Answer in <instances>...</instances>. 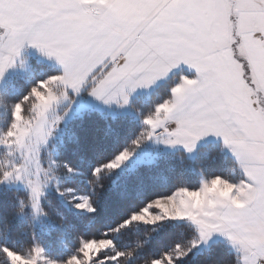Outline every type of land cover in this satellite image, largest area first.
Wrapping results in <instances>:
<instances>
[{"label":"snow or ice","instance_id":"snow-or-ice-1","mask_svg":"<svg viewBox=\"0 0 264 264\" xmlns=\"http://www.w3.org/2000/svg\"><path fill=\"white\" fill-rule=\"evenodd\" d=\"M26 46L60 70L16 100L0 93L8 114L0 152L18 154L0 163V185L22 186L19 213H30L33 229L26 252L0 243L5 264H119L125 254L107 230L99 238L80 234L76 249L63 256L37 239V225L50 218L53 187L75 209L97 211L93 196L61 182L74 170L55 138L82 93L123 107L137 89L170 77L167 94L142 114L130 144L93 168L95 179L120 169L147 143L192 153L209 135L221 138L237 177L215 174L196 187L153 195L113 230L187 222L194 232L187 246L175 244L150 264H177L214 234L233 249V264H264V0H0V80L24 67Z\"/></svg>","mask_w":264,"mask_h":264},{"label":"trees","instance_id":"trees-1","mask_svg":"<svg viewBox=\"0 0 264 264\" xmlns=\"http://www.w3.org/2000/svg\"><path fill=\"white\" fill-rule=\"evenodd\" d=\"M50 67L53 69L50 73L59 71L54 66ZM31 80L20 76L19 79L4 81L0 93L8 101L16 100L34 83ZM171 82L170 77L149 97L132 98L131 105L138 112V118L128 113L88 109L72 117L55 138L60 158L74 170L71 176L61 175V182L72 186L76 193L93 196L97 211L89 214L76 210L54 187L49 189L48 198L53 207L48 210L50 218H43L44 227L37 225L36 237L50 254L67 255L76 249L80 234L99 238L102 231L107 230L115 241L116 250L125 254L119 264H150L153 256L172 249L175 244L187 246L194 235L193 229L185 221L165 220L154 224L133 222L120 231L113 230L121 220L153 195L169 192L178 185L196 187L201 178L215 174L233 179L237 177V173L231 172L232 155L225 153L218 142H203L192 158H188L184 150L159 152L151 162L133 163L103 175L98 181L95 179L93 168L130 144L141 127L142 114L167 94ZM0 112V130H3L7 122L2 126L1 120L3 116L8 118L7 109L0 107ZM3 156L4 153L0 152V163ZM23 199V188H0V212L3 213L0 229L5 223L8 225L6 233L0 231V243L26 252L32 244L33 229L30 213L27 210L19 213ZM57 208L63 213V218L57 213ZM233 259L234 252L219 241L201 251L194 249L177 264H233ZM0 264H5L2 257Z\"/></svg>","mask_w":264,"mask_h":264},{"label":"rangeland","instance_id":"rangeland-1","mask_svg":"<svg viewBox=\"0 0 264 264\" xmlns=\"http://www.w3.org/2000/svg\"><path fill=\"white\" fill-rule=\"evenodd\" d=\"M36 54L37 53H35V52L27 53L23 49L21 51V59L24 61V67H20L18 65L15 68L9 69L8 72L5 74L4 79L0 80V90L3 87L4 81L11 80L12 78L19 79L20 76H22L24 79L29 81V80L32 79L31 76H33L32 80L35 83L36 80L46 77L51 72V70H53L50 67L52 64H50L47 60H46L47 62H45L43 60V62H45L49 66L44 64L43 62H41L42 59L39 58L40 59L39 60V59L34 57ZM162 82H164V80H161V81L157 82V84L152 86V88H150V89H138V90H140V92L133 93L132 98H135V97H144V98L149 97V95L151 94L150 92H153L157 88L156 86H158ZM108 106H110V107H108ZM108 106L106 107V108H108V109H106V111H108L109 113H120V114L128 113V114L132 115V117H135V118L139 117L138 112L135 109H133L131 103H130V105L123 106V107L115 105V104H112V106L114 108H112L111 104H109ZM88 109L89 110H99L100 108L96 104V102H93V101H90V100H86L84 97H82V95H80L76 99L75 104L72 106V108H71L70 112L68 113L67 117L65 118V120L61 123V126H60V129H59L58 133H57V136L60 134V132H62V130H64L65 124L72 117H74L75 115H79V114L83 113L84 111H86ZM0 114H1V112H0ZM4 122L5 123L7 122V124H8V120H7L6 116L2 117V120H1V125L2 126H3ZM1 130H2V128H1ZM201 141H203L204 143L205 142H218V143L221 144V147H222V149H223V151L225 153L231 154L229 152V150L226 147L223 146V142H222L221 138H219V137H216V136H213V135H209L207 137H204L198 142L197 147L199 146V144L203 143ZM176 150H182L183 151V149L180 148V147L169 148V147H166L164 145H159V144H154V143H147V144L141 146L140 148H138L136 150L134 156L129 161H127L121 168H125V167L127 168L130 165H132L133 163L136 164V163H143V162H151L154 159L155 155L159 154V152H173V151H176ZM195 152H196V149L192 153H187V152H185V153H186V156L188 158H192V157H194ZM2 159H3L2 163L5 160L18 159V154H15L14 156H6L4 154ZM202 179H204V178H201L200 181ZM2 186H14V187L22 188V186H20L18 184H11V183H6V184H3V185H0V188ZM77 194H81V193H77ZM69 204H70L71 207H73L70 202H69ZM219 241L225 243L229 247V249L231 251H233V249L231 248V246L227 242L226 238H224L220 234H214L211 237V239L207 242L206 245H202L201 247H199V248H197L195 250L201 251V250L209 247L212 243L219 242Z\"/></svg>","mask_w":264,"mask_h":264},{"label":"crops","instance_id":"crops-1","mask_svg":"<svg viewBox=\"0 0 264 264\" xmlns=\"http://www.w3.org/2000/svg\"><path fill=\"white\" fill-rule=\"evenodd\" d=\"M23 50V49H22ZM24 50L27 52V53H29V52H35V53H37L34 57L35 58H37V59H42L41 61H45V62H49L50 64H52L51 66H54L57 70H60V66L56 63V61L54 60V59H52V58H49V57H47V56H45V55H43V54H41L37 49H35V48H33V47H29V46H26L25 48H24ZM39 59V60H40ZM47 60V61H46ZM184 72L185 73H189V74H191L190 73V70L187 68V67H185L184 68ZM164 82H165V80H164ZM164 82H162V83H164ZM161 84V83H160ZM159 84V85H160ZM157 87V86H156ZM152 88V87H151ZM150 89V88H149ZM136 92H140V90H136ZM135 92V93H136ZM151 93V92H150ZM82 95V97H84L86 100H90V101H93V102H96V104L99 106V110H101V111H106V109H108V108H106L109 104H104L102 101H98V100H96L95 98H93V97H91V96H89V95H87V93H82L81 94ZM132 98V97H131ZM132 100V99H131ZM111 106H112V104H111ZM114 106V105H113ZM112 106V108H114ZM108 107H110V106H108ZM204 141V140H203ZM203 141H201V142H203ZM200 142V143H201Z\"/></svg>","mask_w":264,"mask_h":264}]
</instances>
